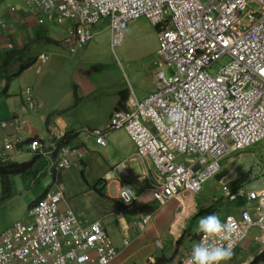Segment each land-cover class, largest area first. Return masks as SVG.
<instances>
[{"label":"built area","instance_id":"1","mask_svg":"<svg viewBox=\"0 0 264 264\" xmlns=\"http://www.w3.org/2000/svg\"><path fill=\"white\" fill-rule=\"evenodd\" d=\"M22 1L46 20L73 21L75 26L65 38L71 47L90 41L93 26L103 18L110 20L112 48L124 43L132 20L144 16L160 27L155 93L144 101L130 100L128 110L116 113L108 128H127L139 154L149 156L167 176L166 194L181 182L198 188L206 175L176 164V154L197 155L195 164H208L206 172L212 174L225 156L264 137V0ZM227 58V64L212 72L216 62ZM92 135L96 144L106 145L101 130ZM37 147L34 143L33 148ZM40 153L47 154L42 149ZM82 154L63 146L50 163L67 169ZM225 190L230 200L243 193ZM154 195L166 198L163 190ZM250 196L256 203L255 216L248 211L243 213L244 220L228 216L225 221L231 219L235 231L222 242L225 246L234 248L253 224L260 231L256 240L264 245V191ZM63 198L62 189L49 193L30 211L29 223L19 225L13 241L21 243L20 264H107L115 252L100 225L84 228L71 211L61 215ZM95 251L99 255L94 260L89 253ZM191 251L182 264H187ZM0 262L8 263V259L1 257Z\"/></svg>","mask_w":264,"mask_h":264},{"label":"crops","instance_id":"2","mask_svg":"<svg viewBox=\"0 0 264 264\" xmlns=\"http://www.w3.org/2000/svg\"><path fill=\"white\" fill-rule=\"evenodd\" d=\"M16 1L12 0L13 3ZM13 3L0 0V19L5 23L4 28L0 26V119L18 114L24 116L29 122L28 129L23 131L26 138L37 136L47 139V127L52 124L66 133L81 130L79 135L70 139V145L84 146L88 151L92 148L91 153L98 154L96 165L100 167V176L99 179L96 177L98 182L89 188L87 178L81 180L78 177L79 170L86 169L87 172L92 167L91 163L86 162V157L81 169H71L59 177L48 172L45 162L36 161L31 174L11 177V192L4 194L0 189V222L3 216L12 220L0 224V232L15 220L24 219L26 208L52 187L57 178L65 188V202L61 208L75 211L85 225L101 221L118 247L122 245L123 226H127L131 233L140 232L139 221L146 215H152L145 230L127 249L121 247L119 257L111 264H154L159 258L170 259L171 256L155 248L154 240L169 239L174 246L169 233L176 212V201L159 205L151 195L149 188L156 180V172L151 163L136 157V147L123 130L108 133L106 148L95 145L92 136L83 130L105 126L116 107L125 102L130 91L139 100L154 91L157 35H126L124 45L113 53L110 35H101L104 31L110 33L109 20L103 19L94 27V39L88 45L76 53L67 50L69 55H65L63 52L66 48L62 39L73 23L66 21L65 26L60 28V35L51 39L47 35L53 28H47V25L52 21L40 25L41 14L30 11L23 4L18 11L15 6L17 4ZM102 39L105 49L99 42ZM9 45L15 48L10 50ZM44 54L49 59L38 74L36 69L41 64L38 57ZM58 55H63L69 65L56 62L55 57ZM85 57L91 59L85 62ZM22 63H30L32 66L15 76ZM3 88L6 90L4 94ZM26 88L31 89L35 98L34 111H29L24 102ZM72 97L75 98L73 105L68 103ZM37 121L43 125L42 132L35 128ZM17 132L14 128L1 131L0 144L4 136ZM24 154L15 153L13 158L18 161ZM121 164L128 176L122 182L118 180L116 185L107 184L105 176L116 171ZM44 169H47L50 176L45 181ZM124 183L136 190L140 200L136 206L131 207L133 210L122 213L119 190ZM79 192L82 193L81 197L77 196ZM235 204L236 208H240L239 202Z\"/></svg>","mask_w":264,"mask_h":264},{"label":"clouds","instance_id":"3","mask_svg":"<svg viewBox=\"0 0 264 264\" xmlns=\"http://www.w3.org/2000/svg\"><path fill=\"white\" fill-rule=\"evenodd\" d=\"M21 2L23 3V5L25 7H27L22 0H21ZM253 3L256 4L255 2H253ZM28 9L34 13H39V12H35L34 10H32L30 8H28ZM11 11H13V8H11ZM39 14L42 15V17L40 19L46 18L44 14H42V13H39ZM140 18H145L152 25V23L149 21L148 18H146L144 16L140 17ZM103 19H108V18H103ZM103 19H101L100 21H102ZM137 19H139V18H137ZM137 19H135V20H137ZM45 21H49V20L45 19ZM66 21H70V20H63L62 22H58L57 20H53L52 22H57L58 24H63ZM132 21H134V20H132ZM132 21H130V22H132ZM70 22L73 23V26L66 30V34H65L64 38L62 39V44L64 45V47L69 52L76 53L80 48L88 45L94 39L93 29L99 22L95 26H93V28L91 30L93 35H92V39L90 41H88L87 43L82 44V45H75L73 47L69 46L65 42V38L68 34V31L73 29L75 26V23L73 21H70ZM44 23L43 24L39 23V24L44 25ZM109 23H110V20H109ZM0 26L3 28L5 27V23L1 19H0ZM152 26L154 28H156L157 39H158V49H157V53H156L157 57H156V60L154 63V65L156 67L155 68L156 71L154 72V79H155V74L157 72L156 61L159 58L158 50H159L160 27L154 26V25H152ZM109 27H110V24H109ZM126 33H127V30H126ZM43 35H45V34H43ZM44 37H42V38H44ZM125 41H126V35H125ZM125 41H124V43H125ZM124 43L120 47H122L124 45ZM8 47L10 50H13L15 48L13 45H9ZM110 47H111V50L113 51V53H116V50L118 48H120V47L112 48V46H111V28H110ZM42 57H45L46 59H42ZM38 59L41 62V64L37 67L36 71L38 74H40L41 69H42V65L47 63L49 57L44 54V55L39 56ZM223 60H225V61H223ZM223 60L216 62L212 66V68H211L212 72H214L213 68L215 66L220 65L218 70L216 71V72H218L221 66L227 64L228 58L223 59ZM222 61H223V63H222ZM23 64L24 63H22V65ZM30 66H32V65H30ZM25 70H23V71H25ZM18 71L15 73V76H18L23 72L22 71L21 73L17 74ZM216 72H214V73H216ZM155 90H156V87H155L154 91L143 100H139L130 91L128 93V96H127V99L125 100V102L116 107V109L114 110L109 122L105 126L101 127V129L83 128V130L87 134L92 136L93 143L95 145L101 147V148H106L108 145V133L114 132V131H120V130L125 131L136 147V157L140 158L142 160L147 159L151 163L154 171L156 172V180H155V182H153L151 184V187L149 188L153 198L159 203V205H164L165 203H167L171 200L176 201V204H175L176 212H175L174 219H173V222L171 225V230H170L171 233H169L170 236L172 237V241H173V245H174L173 246L174 252H173L172 256L170 257V259L159 258L156 260V262L154 264H182L184 258L188 254L187 252L191 251V250L192 251L190 254V258L187 261V264H227V262L232 259L233 255H234V251L236 250V248L248 237V235L252 231V229L253 230L256 229L259 231V227L255 226L254 224L251 225L246 236L241 241H239L234 248H232L231 244L225 246L222 243L223 241L230 240L232 238L234 231H235L231 219H229L228 221H225V220L228 216L235 217L238 220H242V219L244 220V214L243 213L245 211L250 212L254 218V216H255L254 207H255L256 203L254 200H252L250 194L251 193H261L262 191H264V181H263L262 185L247 188L246 187V183H247L246 181L247 180L245 179V176L237 175V177H235V180L233 183H228V181L226 180L227 175H223L221 173L222 166L220 164V162L226 156L219 162L218 171L211 174V173L206 172L208 164L201 165V166H199L198 164H195L199 159V157L197 155H195L196 159L189 161L188 165L180 163L178 161L179 156L191 155V154L181 153V154H176L175 163L178 165H182L184 167H187V168L192 167L194 172H199L197 174H201L204 171V173H206L205 178L200 183V186L198 188L187 186L184 182H183V184L181 182L180 184L174 186V189L171 192V194H166L165 189L167 188V183H168L167 182V176L165 177L164 175H162L158 171V169L156 168L152 159L149 156H142L139 154V149L136 146V143L132 140L127 128L126 127H122L119 129H109L108 128V126L111 124V121L114 118V116L116 115V113H119L122 110H124V111L128 110V102L130 100L135 99L138 101H144L148 97L153 95L155 93ZM5 91L6 90L3 88V94ZM24 102H25L29 111L35 110L36 101L32 95V91L30 88H26L24 91ZM145 126L150 129L152 134H156V131L151 124L146 123ZM28 127H29V122L27 121V119L24 116L19 115V114L13 115V116L8 117V118L0 119V132L1 131L5 132L10 128H14L16 131H18L17 134L11 133V134L4 136L1 139L2 143L0 144V164L19 163V161L14 160V158H13L14 154L15 153H18V154L26 153V154L31 155L33 157V159L29 160L28 162H34V164H35V162L40 160V159L44 160L46 165L48 166V172L51 175H54L55 177H59L60 175H62V173L64 174L71 169H81L83 167L84 159H85L86 155L88 154L87 148L84 146H71L70 145V139H72L76 135H79L80 134L79 131H81V130H79L77 132H67L66 133V132L60 130L56 125L52 124V125L47 127V133H48L47 139H44L43 137H37V136L26 138L23 131L28 129ZM52 128L54 129L56 136L53 134V132L51 130ZM95 130H101L103 132L104 139L106 141L105 146H101V145H98L95 143L94 136L92 135V132ZM262 141H264V137L261 138L260 140L256 141V142H253V143L247 145L246 147H244L238 151H242V150H245L247 148H250L251 146H253L257 143H260ZM34 143L38 144L37 149L33 148ZM7 144H12V148L7 149L6 148ZM63 146H67V147H70L72 149H79L82 151L83 154H82V157L74 165L70 166L69 168L57 169V168L51 166L50 157L53 158V157L57 156L58 149H60ZM41 149L44 150V152L47 154L46 155L41 154L40 153ZM238 151H233L230 154L238 152ZM50 152H52V154ZM28 162H23V163H28ZM32 168H33V166L29 169V171L26 174L8 175L6 178L7 184H6L5 188L3 186L2 177L0 176V189L3 192H5L4 194L11 192V177L23 176V175L27 176L29 174V172L32 170ZM116 171H113L110 174H107L105 176L104 181L107 184L116 185L118 183V180H120L122 182L123 179L128 176V173L126 172V169H125L123 164L119 165L117 167ZM147 172H148V170H147ZM212 177H219L218 183L220 185V190H221L220 198L217 197L216 195H214L212 197V199L210 197L208 199V201H206L205 203L196 202L194 197L196 195H198L200 192H202L204 184L208 180H210ZM58 189H62L63 194H64L63 200L59 203V210H60L61 215L66 214L67 211H71L72 214L78 219L80 225L84 228L89 227L93 223H98L100 225L102 231L105 233L106 237L108 238L109 248L113 249V251L115 252V257L111 261H109L107 264L113 263L120 255V252L122 250L120 248L124 247L127 249L130 246V244L132 243V241L134 239H136L139 236V234L145 230L147 225L150 224V222L152 220V215H146L144 218H142L138 223L140 232H137V233L134 231L131 233L129 231V229L127 228V226H123L121 228V235H122L121 244L122 245H121V247H118L117 244H115V242H113L111 235L106 231V229L102 225L101 221L98 220V221L91 222L88 225H85L83 223L82 218L80 216H78L75 211H73L70 208H64V209L61 208L63 203L65 202V188H64L63 183L58 181L57 178H55V183L53 184V186L50 187L49 189H47L46 192L39 199H37L36 201L32 202L29 205L28 212L26 213V217L24 219L15 220L14 223H12L10 226H8L7 228H5L3 231L0 232V258L6 257L8 259V263H1L0 262V264H20V263H23V260L21 259L20 255L17 253L21 243H17L15 241H13L14 240L13 237L15 235V232L18 229V227H20L19 225H23V224L27 225L29 223L30 211L36 205H38L43 199H45L49 193L54 192ZM225 189H229L230 192H234V193H239L241 191L243 193L240 194L241 196H237L234 200H230L225 195V193H226ZM160 190H163V192L166 196V198H164L163 200L158 199L154 195L155 191H160ZM132 194L134 195L133 200H131ZM123 195L125 196L126 199H124ZM119 199H120V202L122 204V209H123L120 211H122V213H123L124 211H127V210H133V209H131V207H134L137 205V203L140 200V195L136 192L135 189H133L132 187H130L124 183L122 188H120V190H119ZM218 202L227 203V204H235V203L239 202L240 208H234L233 212H229L224 217L220 218V216L217 213H215L216 212L215 204ZM204 214H208V215L203 216ZM192 218H194V221L197 222L196 226L190 227V225H189V227H187L190 219H192ZM252 221H254V220H252ZM256 237H258V234L253 238V244L255 246L253 249L256 248V251H259L260 253L258 255H256L255 253L251 254V257L249 258V260L246 262H243L241 264L253 263L255 261L256 257L259 256L262 252H264V245L261 242H258L256 240ZM18 241H21V240H18ZM154 245H155V248L160 250V251H162L163 246H164L161 239H155ZM107 250L108 249H106L104 251H107ZM256 251H254V252H256ZM89 254L94 257V260L97 259L98 255H99L98 252H96V251L91 252Z\"/></svg>","mask_w":264,"mask_h":264},{"label":"rangeland","instance_id":"4","mask_svg":"<svg viewBox=\"0 0 264 264\" xmlns=\"http://www.w3.org/2000/svg\"><path fill=\"white\" fill-rule=\"evenodd\" d=\"M10 1H11V3H13L12 0H10ZM14 3L17 4L15 6L18 9V11L21 10L22 4H23L21 2V0H17ZM250 5L254 9L257 8V5L254 4L253 2H250ZM48 23L49 24L47 25V28L48 27L53 28L52 31L50 33H48V35H47V37L51 38V39H53V36L55 38V36L57 37L58 35H60V34H58L60 32V28L65 26V23L63 25H60L57 22H48ZM101 35H110V33L108 31H104L101 33ZM126 35H157V31H156V28H154L148 22V20H146L145 18H142V19L134 20L128 24ZM151 40H152V37H151ZM99 42L101 43L102 48L105 49L106 47L104 45V40L103 39L99 40ZM63 53L65 55L66 54L69 55L67 49H64ZM89 59H91V58H89ZM89 59H86V57H85L84 61L85 62L89 61ZM55 60L59 64H64V63L68 64V62L66 61V59L63 55L56 56ZM223 61H225V60H223ZM223 61H222V63H223ZM219 66H215L213 68L214 72H216L218 70ZM155 71H156V69H154V72ZM68 103H71L73 105L75 103V98L72 97L70 100H68ZM35 128L38 129L40 132H42V130H43L42 123L37 121L35 123ZM91 151H93L92 148L90 151H88V154L86 156V162L89 164L90 163L92 164L91 169L89 171L87 170V172H86V169L79 171L80 174L78 175V177L81 180L83 179V177L87 178L86 180H88V182H89L88 188L91 187V185H93L96 181L98 182V179L100 176V174H99L100 173V167H98L96 165V162H98V160H96L98 158V154L95 152L91 153ZM31 159H33V157L31 155H28L25 153L20 159H18V161H19V163H23V162H28ZM195 159H196L195 155H187V156L181 155L178 157V161L180 163L187 164V165L189 164V161H192ZM38 162L43 163L45 161L39 160ZM220 164L222 166L221 173L223 175H227L226 180L228 181V183H233L235 180V177H237V175H242V176H245V179L247 180L246 181L247 182L246 183L247 188L262 185V183L264 181V141L257 143V144H255V145H253L250 148H247L245 150L229 154L220 162ZM44 172H45V176L43 177V180L45 181L46 180L45 178H49L50 176L47 173V169H44ZM31 173H32V170L29 172V174H31ZM96 177L98 179H96ZM31 178L34 180V176H32ZM218 181H219V177H212L210 180H208L204 184L202 192H200L198 195H196L194 197L195 201L200 202V203H205L206 201H208V199L210 197L212 199V197L214 195H216L217 197L220 198L221 190H220V185H219ZM81 194L82 193L79 192L77 194V196L81 197ZM83 197H84V195H83ZM25 203L27 206L28 205L27 201H25ZM236 206H237L236 204H227V203L218 202L215 204V209H216L215 213H217L220 216V218H222L227 213L233 212L234 208H236ZM121 210H123V209L121 208ZM27 212H28V209L26 208L25 213H24V217H25V214ZM125 214H127V212H125ZM206 215H208V214H204L203 216H206ZM21 219H23V217ZM11 221L12 220H10L9 218L3 216V219L0 222V224L1 225L7 224ZM196 223L197 222L194 221V218H192L190 221V227L196 226ZM257 234L259 235L260 232L256 229L255 230L252 229V231L249 233L248 237L236 248V250L234 251V255H233L232 259L230 261H228L227 264H241L243 262L248 261L249 258L251 257V254L255 253L256 255H258L260 252L256 251V248L253 249L255 247L253 244V238ZM162 242H163L165 248H164V252L161 251L160 253H164L168 257L172 256L174 249H173L171 240L163 239ZM254 251H256V252H254Z\"/></svg>","mask_w":264,"mask_h":264},{"label":"trees","instance_id":"5","mask_svg":"<svg viewBox=\"0 0 264 264\" xmlns=\"http://www.w3.org/2000/svg\"><path fill=\"white\" fill-rule=\"evenodd\" d=\"M31 64L21 65L17 74L21 73L23 70L27 69ZM34 162L28 163H6L0 164V176L2 177L3 186L6 187L7 181L6 178L8 175L12 174H26L29 169L33 166ZM264 263V252L256 257L255 261L251 264H263Z\"/></svg>","mask_w":264,"mask_h":264}]
</instances>
